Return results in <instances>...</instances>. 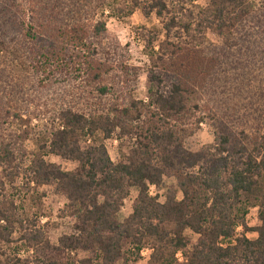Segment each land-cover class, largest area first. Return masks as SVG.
<instances>
[{"label": "trees", "instance_id": "16d2710c", "mask_svg": "<svg viewBox=\"0 0 264 264\" xmlns=\"http://www.w3.org/2000/svg\"><path fill=\"white\" fill-rule=\"evenodd\" d=\"M206 1L0 0V264H135L145 250L147 264H264V0ZM137 9L164 31L161 41L157 30L137 31L146 99L134 96L141 69L107 28ZM217 89L231 99L210 100ZM33 103L49 124L31 135L41 113L23 121L21 111ZM208 120L214 143L187 150ZM15 123L25 128L5 127ZM49 155L77 166L63 170ZM166 178L175 185L161 202L150 186ZM41 186L65 196L60 213L72 219L56 244L30 204ZM253 207L256 228L247 224Z\"/></svg>", "mask_w": 264, "mask_h": 264}, {"label": "rangeland", "instance_id": "374dc122", "mask_svg": "<svg viewBox=\"0 0 264 264\" xmlns=\"http://www.w3.org/2000/svg\"><path fill=\"white\" fill-rule=\"evenodd\" d=\"M248 3L254 5L258 8L261 5L262 0H246ZM25 6L24 1L21 2ZM195 4L200 6H205L207 4L206 0H195ZM106 14L108 11L105 12ZM107 28L109 32L119 41L121 46L127 48V53L130 56L129 63L132 66L139 67L141 69L139 78L137 80V88L134 92V96L139 99H146V80H147V69L149 65L148 57L145 53V41L140 38L137 31H142V28L149 30H157L160 32L159 41L164 39V31L162 28L161 21L156 17L155 14H152L151 17L146 18L140 10L134 11V13L128 18L119 19V18H109L107 20ZM208 42L212 45H221L222 40L214 33L207 34ZM157 48V44L155 45ZM14 67L17 66L12 64ZM10 72V70H8ZM15 70H11V72ZM17 71V70H16ZM16 77L19 72H16ZM24 75H19L18 80H20ZM12 97H17L18 101L20 100L17 90H12ZM216 94L210 97V100L221 104L222 102H228V99H231V93H228L224 90L217 89L215 90ZM208 94V93H207ZM38 95V94H36ZM208 96V95H207ZM209 97V96H208ZM15 100V99H14ZM35 111L36 113H41L43 111V106L37 107L35 103L31 104L29 111L26 109L21 111L22 120H29L30 112ZM43 113V112H42ZM41 113L40 118H31L28 129L31 131V135L35 132L42 131L44 126H48V116ZM50 114V113H49ZM48 114V115H49ZM22 121V122H23ZM5 127H10V131H20L22 125L15 123L13 125L6 124ZM215 125L213 121H205L201 124L197 132L186 139L185 148L189 151L195 152L198 151L201 147L206 145H211L215 140ZM103 136L101 133H98L96 140L101 142ZM109 155L114 162H118L122 158V153L119 150L118 142L116 140H108L105 142ZM25 147L27 151L34 152L36 151L35 143L32 139H27L25 141ZM48 162L59 165L63 170H72L77 166V163L70 160H65L60 157L49 155L45 158ZM175 185V180L171 178H166L163 184L160 187L150 186L151 195H159V200L161 202L165 201V195L170 186ZM138 194L137 188H132L129 197L125 200L124 206L121 208L118 219L123 221L131 212L132 203L135 197ZM38 197L40 199L30 203L34 211L39 212L42 217V222L46 223L48 229V236L52 243H57L58 238L67 233L70 230L72 219L62 216L60 210L64 207L66 203V198L62 194L58 193L52 186H41L38 188ZM181 192H177V199H181ZM36 199V198H35ZM247 224L249 227L256 228L259 225L258 220V209L256 207L251 208L247 216ZM241 231V230H240ZM187 237L190 239L191 243H194L197 239V236L191 231H186ZM247 236L250 239H255L257 237L256 232H248ZM84 253H80L79 256H84ZM149 258V251L145 250L143 252V258L138 261L136 264H147ZM119 264H122L120 262Z\"/></svg>", "mask_w": 264, "mask_h": 264}, {"label": "crops", "instance_id": "0c3cea01", "mask_svg": "<svg viewBox=\"0 0 264 264\" xmlns=\"http://www.w3.org/2000/svg\"><path fill=\"white\" fill-rule=\"evenodd\" d=\"M142 256H143V253H142ZM140 261V260H139ZM136 264V263H135Z\"/></svg>", "mask_w": 264, "mask_h": 264}]
</instances>
